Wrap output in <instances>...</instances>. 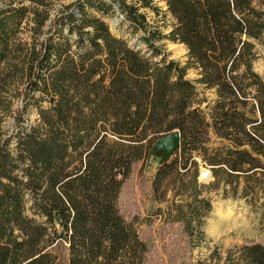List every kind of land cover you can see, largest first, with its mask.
<instances>
[{"label":"trees","instance_id":"obj_1","mask_svg":"<svg viewBox=\"0 0 264 264\" xmlns=\"http://www.w3.org/2000/svg\"><path fill=\"white\" fill-rule=\"evenodd\" d=\"M160 1L165 9L155 0H76L43 34L50 0H0V264H145L149 245L119 196L134 164L175 129L180 147L159 164L156 190L199 155L215 177L209 191L252 203L264 197V78L254 70L264 0ZM118 11L145 50L102 19ZM165 39L185 46V63L164 53ZM190 67L195 79L186 77ZM31 108L36 117L24 124ZM197 182L175 205L191 238L201 236L195 245L211 210ZM208 259L264 264V242L215 247Z\"/></svg>","mask_w":264,"mask_h":264},{"label":"rangeland","instance_id":"obj_2","mask_svg":"<svg viewBox=\"0 0 264 264\" xmlns=\"http://www.w3.org/2000/svg\"><path fill=\"white\" fill-rule=\"evenodd\" d=\"M76 0H50L49 20L46 21L42 30L43 34L49 29L51 19L55 17L58 10ZM157 6L165 9L164 2L155 0ZM151 24L161 25V16L149 7L141 8ZM123 15L118 11L110 15L102 16V19L109 25L111 32L116 36L127 38L129 44L136 48L145 50V44L140 42L138 33L131 34ZM163 26L164 32L171 28ZM32 22L25 23L20 36L26 41H31L33 31L30 29ZM164 53L173 59L179 60L182 64L186 60V49L178 42L168 39L163 40ZM172 44V45H171ZM254 70L264 78V46L260 47V57L254 62ZM186 77L195 79L197 71L188 68ZM200 91H204L199 87ZM208 100L214 98V93L205 90L203 93ZM20 101L13 103V108L20 106ZM21 107V106H20ZM29 116L23 119V123L33 122L36 117L35 108L28 109ZM17 124L13 117H8L4 123L6 133L15 132ZM175 158V155L170 157ZM160 155L150 153L146 159L136 162L131 175L122 186L119 196V206L127 221L136 228L141 239L149 245L145 255V264H209L208 256L217 247L221 253L234 246L250 242H264V197H260L255 203L248 202V198H223L222 188L215 191L211 184L215 180L212 168L206 164L199 155L194 156V162L187 165L188 170L184 172L182 166H178L177 172H172L165 180L159 190L154 186V175L159 166ZM206 171L209 180H203L202 172ZM208 178V177H207ZM193 179H197L198 190H202L200 196L210 199L211 210L202 218L200 229L204 232V239L191 238L182 220H177L175 205L183 203L189 198ZM208 182V183H207ZM30 214L29 211H27Z\"/></svg>","mask_w":264,"mask_h":264},{"label":"water","instance_id":"obj_3","mask_svg":"<svg viewBox=\"0 0 264 264\" xmlns=\"http://www.w3.org/2000/svg\"><path fill=\"white\" fill-rule=\"evenodd\" d=\"M180 143H181L180 132L177 129H175L170 133L166 134L165 136L155 140L152 143L149 152L159 154L160 155L159 164H161L166 162L171 157V155L176 150L179 149Z\"/></svg>","mask_w":264,"mask_h":264},{"label":"bare ground","instance_id":"obj_4","mask_svg":"<svg viewBox=\"0 0 264 264\" xmlns=\"http://www.w3.org/2000/svg\"><path fill=\"white\" fill-rule=\"evenodd\" d=\"M171 45H172V44H171ZM202 174H203L204 177H206V178H204L203 180H209V179H210V173H209V175L207 176L208 173H207L206 171H203ZM207 177H208V178H207Z\"/></svg>","mask_w":264,"mask_h":264}]
</instances>
